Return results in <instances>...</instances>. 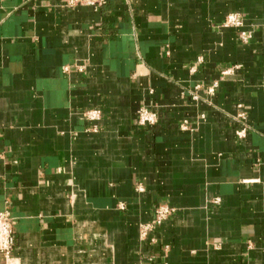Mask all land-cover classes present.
<instances>
[{
  "label": "crops",
  "instance_id": "crops-1",
  "mask_svg": "<svg viewBox=\"0 0 264 264\" xmlns=\"http://www.w3.org/2000/svg\"><path fill=\"white\" fill-rule=\"evenodd\" d=\"M4 211L0 264H264V0H0Z\"/></svg>",
  "mask_w": 264,
  "mask_h": 264
},
{
  "label": "built area",
  "instance_id": "built-area-1",
  "mask_svg": "<svg viewBox=\"0 0 264 264\" xmlns=\"http://www.w3.org/2000/svg\"><path fill=\"white\" fill-rule=\"evenodd\" d=\"M107 0H65V5L69 8H76L81 5H91L96 8H101L106 5ZM225 27L235 28L240 30L241 39L247 43L252 39V35L246 31H243L244 19L241 15L232 14L227 17ZM232 70L226 71L224 74L231 73ZM99 111H91L86 113V117L90 120L100 119ZM138 121L142 126H153L158 121L157 114L149 111L146 108H142L138 113ZM239 137H245V131L238 133ZM175 210L162 205L156 210V217L154 221L142 227V236L145 238L151 232L155 231L161 226L166 220H168ZM15 219L8 211L0 212V256L5 257L7 260L11 258L16 249V236H15Z\"/></svg>",
  "mask_w": 264,
  "mask_h": 264
}]
</instances>
